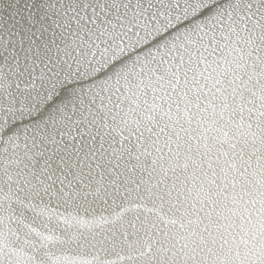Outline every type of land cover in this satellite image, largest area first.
Instances as JSON below:
<instances>
[{
  "label": "water",
  "instance_id": "1",
  "mask_svg": "<svg viewBox=\"0 0 264 264\" xmlns=\"http://www.w3.org/2000/svg\"><path fill=\"white\" fill-rule=\"evenodd\" d=\"M0 264H264V0H0Z\"/></svg>",
  "mask_w": 264,
  "mask_h": 264
}]
</instances>
